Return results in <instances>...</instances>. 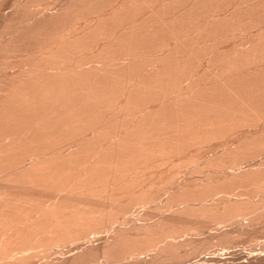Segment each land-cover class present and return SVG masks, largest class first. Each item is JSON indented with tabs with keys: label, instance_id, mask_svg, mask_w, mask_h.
Returning <instances> with one entry per match:
<instances>
[{
	"label": "bare ground",
	"instance_id": "6f19581e",
	"mask_svg": "<svg viewBox=\"0 0 264 264\" xmlns=\"http://www.w3.org/2000/svg\"><path fill=\"white\" fill-rule=\"evenodd\" d=\"M0 264H264V0H0Z\"/></svg>",
	"mask_w": 264,
	"mask_h": 264
},
{
	"label": "rangeland",
	"instance_id": "374dc122",
	"mask_svg": "<svg viewBox=\"0 0 264 264\" xmlns=\"http://www.w3.org/2000/svg\"><path fill=\"white\" fill-rule=\"evenodd\" d=\"M244 242H245V243H244ZM239 245H240V246H243V247H246V246L249 247V246L251 245V243H249L247 240H243V241L241 240L240 243H239ZM247 247H246V248H247ZM236 249H239V248H236ZM212 250H214V249L207 250V251H208V252H211ZM207 251H205V253H206ZM230 251H232V250H230ZM208 252H207V253H208ZM205 253H199L198 257H197V255H195V256H196V260H197V258H198V259H202L204 256H206L207 253H206V254H205ZM230 256H231V255H228V254H227V255L224 256V257H230ZM199 263H201V261H199Z\"/></svg>",
	"mask_w": 264,
	"mask_h": 264
}]
</instances>
